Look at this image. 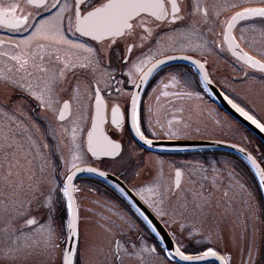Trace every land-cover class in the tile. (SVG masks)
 <instances>
[{"label":"snow or ice","instance_id":"snow-or-ice-1","mask_svg":"<svg viewBox=\"0 0 264 264\" xmlns=\"http://www.w3.org/2000/svg\"><path fill=\"white\" fill-rule=\"evenodd\" d=\"M28 6L36 9L35 12L24 13L19 3L0 4V29H6L10 34L22 33L20 41L14 45L10 41L0 40V46L9 45L13 49L20 51L11 55L9 59L15 62L17 71L24 70L28 76L32 73L27 72V68L31 63L41 75L38 77L39 91L35 90L37 86L29 83L27 86L19 81L12 80L11 77L0 74V79L27 91L37 101L39 106L46 111H55L54 105L58 103L60 93L66 89L60 86L64 84L69 72H75L77 68L92 69V74L95 76L97 70L103 65V71L100 75L106 77L107 81L114 79V76L108 69H113L111 63L104 64L105 46L110 51L121 40H126L134 36H138L139 44H126L124 52L119 56L121 67L128 65V71L124 74L128 77L127 83H135L137 89L153 76L162 65H166L168 61L183 59L189 60L191 64L198 70L194 75L191 69L187 72L181 70L172 71L167 79L168 83L163 84L164 88L169 86L186 88L191 87V79L189 76H198V83L202 84L207 90V87L212 83L208 73L205 70L204 63L198 60H192L190 56H168L165 55L163 46L165 38L171 42L174 37H188L189 42L184 48H191L193 51L206 48L210 41L204 35V29L211 23H219L221 30L216 35L218 40H212L211 44L215 49L223 52L226 50L231 53L237 61L243 62L249 68L256 69L264 74V62L255 59L253 56L245 52L240 47L241 43L245 42V28H240L239 38L235 35V31L239 22L245 21L254 24L257 20L264 25V0L261 6H242L232 0H210L209 3H201V0H194L192 4H188L185 0L184 6H181V0H26ZM226 9H238L232 11L225 19L220 20L222 12ZM20 12V15H17ZM212 31L211 28L207 29ZM255 31V28L252 29ZM264 35V27L260 29ZM163 34V35H161ZM195 37L199 43L194 42ZM87 38V39H83ZM89 40L95 42L101 47H94ZM33 41H43L37 43V51L31 50ZM152 41L160 46L155 49L149 48L151 55L143 54V49L148 47ZM22 45L28 48L23 50ZM168 47L172 51H176L171 44ZM134 48L141 52L140 56L133 59ZM47 52L49 60L45 63L44 54ZM63 52V55L61 53ZM83 52L86 55L83 60L76 53ZM53 54H55L53 56ZM164 55V59H152L155 55ZM0 55L8 56V53H0ZM38 57V62H37ZM77 62H74L73 58ZM138 74V79H137ZM247 76L248 73L245 72ZM117 83H124L118 81ZM96 87L93 89L95 103L94 111L91 116V129L87 132V152L92 157L105 156L119 158L122 156V144L116 139L110 138L106 134L101 125L106 118V105L101 96L99 80L95 81ZM89 87L92 82H89ZM60 89L58 92L57 89ZM67 90H71L73 96H76L81 90V84L77 82L75 85L68 84ZM117 92H121L118 88ZM155 91V89H154ZM127 95V93H121ZM164 95L169 93L164 92ZM173 95H188L190 92L173 93ZM199 96V93H197ZM228 103L246 120L255 125L261 132H264V123L258 120L254 115L245 111L243 107L235 103L227 96L224 97ZM140 97L139 93H131V108L125 112L121 111L119 104L113 103L111 106V123L116 129L122 130L126 117L130 120V130L144 144L151 145L152 141L147 139L144 132L141 130V121L139 115ZM70 107V100L64 99L63 106L59 109L57 120L63 124L66 119V114ZM45 136H51L53 141L57 140L56 129L49 126V130L44 133ZM175 135V133H173ZM72 139L74 147L76 139V127L72 128ZM15 147V142L8 133L0 132V151H3L5 158H8L9 150ZM53 159L50 161V177L51 182L45 184L43 181L35 182L29 185L30 198L27 199L25 205L24 200L20 198L19 189L14 187L9 180L11 171L4 177L5 186L12 189V197H7L5 200H0V211L5 214L15 213L17 218H25V224L44 236V244L50 251H55L60 247L58 236L63 233V223L59 226V233L56 226L57 206L66 207L67 215V231L71 238L76 239V244L64 249L60 264H74L73 256L80 254L79 248V231L77 228V217L74 215V199L72 192L79 191L73 187V178L76 173L88 172L96 174L100 177L107 175L104 171H99L97 168L87 167L81 168L76 161L79 156L73 154L72 161L65 160L64 156L60 155V165L69 166V171L60 175H66V179L62 182L60 175H57L58 165L55 163V156L61 151L60 142L55 145L45 144ZM243 152V149H239ZM253 169H256V175L259 177V187L264 189V172H261L257 161L251 156H247ZM14 165L10 164V168ZM176 184L179 186L180 171H176ZM241 187H243L241 185ZM119 192L125 198V203L128 206V212L131 215H121L124 227L119 233L112 235L108 242V246L97 247L95 244L89 245L85 252L95 251L97 256V264H126V260L135 261V264H153V258L163 256L166 264H171L172 259L178 257L183 262H200L208 257H215L220 261V264H228L224 256L220 255L213 247L206 246L202 241H197L200 247L206 248L201 251L200 248H193L195 255L186 254L189 251L185 240L191 241L194 238V232L190 230V226L179 224V237L176 232H171L167 239L159 230L158 226L153 222V219L137 205L134 198H131L125 189L119 188ZM143 198L144 189H138ZM152 192L154 196H158V191ZM144 203L149 209L153 210L157 217L164 221L166 227H172L177 222L163 211L160 205L163 200L145 199ZM168 217V218H166ZM184 232L188 235L185 237ZM151 241V243H149ZM169 244L171 246H169ZM182 249H184L182 251ZM8 249L5 251V257L8 256ZM250 261L252 252L249 251Z\"/></svg>","mask_w":264,"mask_h":264},{"label":"rangeland","instance_id":"rangeland-1","mask_svg":"<svg viewBox=\"0 0 264 264\" xmlns=\"http://www.w3.org/2000/svg\"><path fill=\"white\" fill-rule=\"evenodd\" d=\"M253 1L260 0H251L250 2ZM193 2L194 0H189V3ZM225 13H228V11H225ZM226 17L222 14L219 19L223 20ZM262 27L264 25L260 24L258 31L252 30L255 26L245 28V42L241 45L247 51L264 60V40L261 41L262 34L259 33ZM211 29L212 31H209L207 35L210 42L219 39L216 34L220 32L221 25L214 23V27ZM235 35L239 38L240 31L236 30ZM183 45L171 44L176 50H182ZM165 50H171L168 44ZM211 50L213 51L209 53L206 49L193 51L191 48H184L182 51H188L202 57L209 65L211 74L215 78H219L228 91L235 92V99L240 103H246L249 109L255 112L264 122V76L251 71L246 65L234 61L228 55L226 49L221 52L212 45ZM144 54L151 55L149 50ZM229 65L235 67V74L231 71L233 69ZM222 67L229 69L227 71L233 77L226 75L227 73ZM188 69L187 67L172 65L158 72L163 73V76L154 81V86H151L153 92H150L147 96L148 103L144 110V116H146L145 131L157 137H223L232 140L234 138L235 141L243 145L249 144V139H246L247 133L242 131L233 119L215 106L206 97L204 91H199L194 83L196 78H193V76H189V79H191L190 88L182 85L163 87L161 81L168 83L167 77L172 71L187 72ZM245 72L248 73L247 76ZM167 89L171 90V94L166 97L163 93ZM185 92H190L191 96L173 95V93ZM197 93H199V96H197ZM235 127L238 133L231 130ZM72 128L73 126L66 128L69 138H62L61 132L60 137L58 136L61 151L55 156V163L59 166L57 175H60L61 171L66 173L70 168V165H60L61 154L67 161H72L73 154L80 157L76 163L89 161L84 151L83 129L76 128L75 145L79 147H74ZM239 128L241 131H239ZM11 155L12 158L8 155L6 159L4 152L0 151V200L12 197V189L5 186L4 177L12 169L23 168L22 163L26 158L23 151L11 150ZM195 156L193 155V157ZM207 158L208 161L207 163L204 162L203 166L187 163L185 168L186 177L174 196L170 195L172 182L171 175L168 174L172 166L169 165V160L166 157H155L153 154L142 153L137 147L131 145L118 159L107 160L105 164L115 171H119L127 167V159L135 160L134 165L130 167L127 173L128 184L134 188L140 197L141 193L138 189H144L142 193L143 201L145 199L163 200L160 207L168 214V217L177 222L170 228L172 232L177 233L178 237L180 235L179 224L190 226V230L194 232V238L191 241L185 240L187 247H200L197 241H202L204 245H216L218 248L223 249L231 264H253L257 239L260 237V227L263 222L257 217L244 182L233 169L234 163L237 164L240 161L226 153H217ZM52 159L53 157L50 161ZM10 164L14 166L10 168ZM15 164L20 166L17 167ZM49 170V173L46 171L45 175L41 173L39 176L33 177L22 176L17 171L11 173L9 180L14 187L19 189L20 198L24 200L25 205L27 199L30 198L27 195L30 184L38 181H43L45 184L51 182L50 165ZM202 171L208 172H204V185L210 188L206 193H202V188L199 187V183L203 179V176L199 178ZM63 176L60 175V180ZM85 184L83 181H78L75 184V188L79 189L76 193H78L80 215V254L73 256V260L74 264H97L95 251L86 253L85 249L89 248L91 244L106 248L112 235L119 233L121 228L124 227L120 216L131 214L124 207L115 206L109 199L99 194L95 195L91 191L84 192ZM148 189L158 191L159 195L154 196ZM27 218H17L15 213L5 214L0 211V263L60 264L65 228L63 227V233L58 236L60 247L55 251H50L44 244V236L36 228H30L25 224ZM58 221L59 218L56 212V226L59 233ZM183 235L187 237L188 233L184 232ZM8 249L12 251L5 257L4 253ZM250 250L253 258L251 261L249 258ZM126 264H135V261L126 260ZM153 264H166L162 254L153 258ZM171 264L175 263L171 262Z\"/></svg>","mask_w":264,"mask_h":264},{"label":"flooded vegetation","instance_id":"flooded-vegetation-1","mask_svg":"<svg viewBox=\"0 0 264 264\" xmlns=\"http://www.w3.org/2000/svg\"><path fill=\"white\" fill-rule=\"evenodd\" d=\"M251 0H232V2H236L241 4L242 6H261L262 0L260 1H253ZM49 3H51V0H48ZM188 4L189 0H186ZM210 0H201V3H209ZM249 2V3H247ZM5 3H19L21 5V8L23 12L26 14L28 12H35L36 9L33 7H30L27 5L26 0H0V4ZM185 3V0H181V6L183 7ZM238 9H226L225 11H228V13H225V11L222 12L223 15L228 16L232 11H235ZM20 12H17V15H20ZM221 14V15H222ZM261 23L257 20L254 24L249 22H239L237 31H240V28H252L255 26V31H258V27ZM214 23H209L207 27L204 29V35H208L209 31L208 28H213ZM261 33V31L259 32ZM22 33H16V34H10L8 30L6 29H0V40L10 41L11 45H14L20 41V38L22 37ZM163 35V34H161ZM87 39V38H83ZM194 42L199 43L198 40H196L195 37L192 38ZM264 40V35H262V40ZM210 41V40H209ZM189 42L188 37L180 36L177 34L174 37V40L169 42L166 40L164 41V48L167 47V44L172 45H179L184 44L187 45ZM37 43H43V41H33L31 45L32 51H37L36 44ZM89 43H91L94 47H101L100 45H97L95 42H92L89 40ZM139 38L138 36H134L132 38H128L126 40H121L117 46H115L112 50H108L105 46V56H104V64L111 63L113 65V69H108L114 76V79L111 81H107L106 77L100 75V72H102L103 65H101V68L97 70V74L93 76L92 69H80L77 68L75 72H69L67 79L65 80L64 84H62L60 87L66 89V91L60 93V97L58 98V103L54 105L55 111H46L42 109L39 106V101H37L33 96H31L27 91L20 89L19 87H15L13 84L6 82L5 80L0 79V132L8 133L11 138L15 142V147L11 150L13 151H23L25 153L26 158L23 160L24 163H22L23 168H16L12 169L11 173L19 172L22 174V176L26 177H33V176H39L41 173L43 175L46 174V171L49 173V165H50V159L52 158L51 153L48 148H45L44 145L52 144L54 145L60 137V132L62 138H69V133L67 132L66 128L75 126L78 129H83L82 134V140L84 145V138L87 130L89 129L91 125V116L93 112V107L95 103L94 93L93 89L96 87L95 81L99 80V87L101 89V96L105 102L106 107V118L104 123L102 124L103 129L108 133V135L112 139H116L118 142L122 144V153H124L128 147L131 145H134L137 147L142 153H148L153 154L155 157H166L169 160V165L172 166V169L168 171V174L171 175V182H172V190L170 192L171 196H174L176 191L178 192L181 183L183 179L186 177V171L185 168L187 167V163H193L202 165L198 161H190L188 152H173L169 154H158L157 152H150L142 147H140L135 140L133 139L131 132H130V120L126 117L125 123L122 127V130L116 129L114 125L111 123V106L113 103L119 104L121 106V111L125 112L126 110L131 108V93L133 90V85L135 83H127L128 77L124 74L128 71V65H124L121 67V62L119 60V56L124 52L126 44H139ZM243 49L244 47L240 45ZM157 48L160 47L155 44V41H152L151 44L148 47H145L143 49V54L149 50V48ZM23 50L27 51L28 48L22 45ZM212 44L211 42L209 45L204 48L207 50V53L212 52L211 50ZM246 50V49H244ZM19 49H13L9 45L0 46V53H8V56L0 55V74L6 75L12 78V80L19 81L21 83H24L26 86L31 83L34 86H37L39 84L38 77H40V73L36 71L35 68L32 67L31 63L29 64L27 68V72L32 73L31 76H28L27 73L24 70L17 71L18 65L15 64L14 61L9 59L11 55H15L19 52ZM247 51V50H246ZM252 56L258 58L259 60L263 61L260 57L257 55L247 51ZM172 53H187L194 56L199 57V55H196L194 53L188 52V51H182V50H165V55L172 54ZM55 54H53L54 56ZM63 55V52L61 53ZM86 54L83 52L76 53V56H79L81 60H83V57ZM141 52L138 49L134 48V55L133 59H135L137 56H140ZM163 56V55H155L152 60ZM202 59V57H199ZM45 63L47 64L49 60V56L47 52L44 54ZM74 62H77L75 60V57L73 58ZM203 60V59H202ZM204 61V60H203ZM38 62V57H37ZM204 64L207 68V72L209 77L214 81L217 82L220 79L215 78L209 69V65L204 61ZM174 66H182L187 67V69H191L189 65L187 64H179ZM167 66L161 67L157 70V72L153 73V76L149 78V81L146 82L141 90L140 93V104H139V115H140V121H141V130L144 132L145 136L151 137L153 135H150V133L145 131V117L144 116V110L146 107L147 102V96L151 92H153L152 87L154 86L153 83L155 80H157L159 77L163 76V73H158ZM230 67V65H229ZM233 70H236L235 67L231 66ZM224 71H226V75L230 76L229 69H225L222 67ZM231 70L232 72H235ZM191 72L195 74V72L191 69ZM223 75H225L223 73ZM234 75V74H233ZM198 80V76H195ZM233 77V76H230ZM138 79V74H137ZM118 81H123L124 83H117ZM77 82L81 84V90L76 95L73 96V93L71 90H67L68 84L71 83L72 85H75ZM89 82H92V86L89 87ZM234 83V82H233ZM153 85V86H152ZM221 87H224L221 84H218ZM152 86V87H151ZM120 89L121 92H117L116 89ZM225 88V87H224ZM199 91H204V88L201 86H198ZM226 89V88H225ZM39 91V87L37 86L36 89ZM227 90V89H226ZM57 91L59 92L60 89L58 88ZM228 91V90H227ZM168 95L171 94V90H166ZM121 93H127V95H122ZM234 95L235 92H230ZM166 95V97L168 96ZM69 99L70 100V107L66 114V119L61 125V123L57 120V117L59 115V109L63 106V100ZM174 105V104H173ZM49 126L51 128L56 129L57 131V140L53 141L51 136H45L44 133L49 130ZM62 129V130H60ZM59 136V137H58ZM175 138H183L175 137ZM19 144V146H18ZM11 150H9V155L12 158ZM85 151V148H84ZM86 155L89 158V161H82L80 163H77V165L81 164H92L99 168L108 170L114 174H116L118 177H120L123 181H125L128 184L127 181V173L130 167H132L135 163V160L127 159L126 165L127 167L123 170L115 171L111 167L107 166L105 162L107 160H113L116 158H108V157H101V158H92L90 157L87 152L85 151ZM156 159V158H155ZM157 160V159H156ZM190 161V162H189ZM17 167L20 165L15 164ZM155 166V165H154ZM70 168L68 169V171ZM175 170L180 171V178H179V186L173 188V177ZM67 171V172H68ZM66 172V173H67ZM65 176V175H64ZM63 176V177H64ZM203 176L202 182L199 183V187L202 188V193H206L208 190H210L209 187H205L204 185V171L200 173V177ZM61 179V178H60ZM50 180V179H49ZM51 181V180H50ZM78 181H83L86 184L84 185V192H93V194H99L102 197L109 199L115 206H126L125 202L121 199L120 195L113 189L106 187L107 185L97 179L96 177L90 176V175H84L80 176L77 179H75L73 187L75 188V184ZM133 191L134 188L128 184ZM88 188V189H87ZM77 191H73L75 196V201L78 206V193ZM136 192V191H135ZM137 193V192H136ZM147 205V204H146ZM148 206V205H147ZM79 208V207H78ZM125 208V207H124ZM153 211V210H152ZM154 212V211H153ZM171 231V228H168ZM172 232V231H171ZM189 248V247H188ZM190 249V248H189ZM0 264H13L9 262H4Z\"/></svg>","mask_w":264,"mask_h":264},{"label":"water","instance_id":"water-1","mask_svg":"<svg viewBox=\"0 0 264 264\" xmlns=\"http://www.w3.org/2000/svg\"><path fill=\"white\" fill-rule=\"evenodd\" d=\"M228 53L231 55L230 52H228ZM168 56H177V57L190 56L192 58V60L200 61L199 59H197V58H195V57H193L191 55H188V54L179 53V54H170ZM158 59H164V56L159 57L156 60H158ZM152 62L154 63L155 60L152 61ZM171 62L188 63L189 65H191L195 69L196 72L198 71L191 64V62L189 60L177 59V60L168 61L167 63H171ZM205 70H206V68H205ZM143 85L144 84H142L139 89H137L136 85H134L132 93L138 91V93L140 94ZM207 91L209 92V94H210L211 98L214 100V102L224 112H226L229 116H231L233 119H235L241 125H243L247 130H249L252 134H254L264 144V132H261L255 125H253L250 121L246 120L243 116H241L238 112H236V110L233 109L232 106L228 103V101L224 98L226 95L213 82L207 87ZM93 111H94V107H93ZM91 125H92V122H91ZM91 125H90L89 129H91ZM101 127H102V125H101ZM130 128H131V126H130ZM102 129H103V127H102ZM103 131H104V129H103ZM87 132H86V135H85V148H86V151H87ZM130 132L132 134L133 139L140 146H142L143 148H145L147 150H152V151L153 150H156V151H175V150H192V149L214 148V149H221V150H225V151H229V152L235 153V154L239 155L240 157H242L250 165L251 169L253 170V172H254V174L256 176L258 184H259V177L256 175V169H253L251 164H250V162L247 160V156L248 155H251L254 159H255V157L250 152H248L246 149H244L243 147H241L240 145H238L236 143L228 142V141H224V140H217V139H177V138H150V137H146L147 139H150L152 141L151 145H147V144H144L143 141H140L137 137H135L134 133L131 130H130ZM239 149H243L244 151L241 152V151H239ZM98 157H105V156H98ZM98 157H96V158H98ZM109 158H112V157H109ZM257 164L260 166L258 161H257ZM78 166L81 167V168H87V167L97 168L95 166L88 165V164L78 165ZM97 169L99 171L106 172L107 175L105 177H100V176H98L96 174H93V173L79 172V173H76V175L74 176L73 182H74V180L76 178H78V177H80L82 175L89 174V175H93V176H96V177L104 180L108 184H110L113 187H115L117 190H118V187L125 189L126 192L129 194V196L131 198L135 199V201L137 202V205L139 207H141L142 210L146 211V213L153 219V222L158 226V228L161 231V233L167 239H171V237L169 236L168 231L166 230L164 225L161 223V221L146 207V205L137 197V195L118 176H116L115 174H113L111 172H108L106 170H103V169H100V168H97ZM259 170L261 172H263L261 166H260ZM70 171H75V169H71ZM176 171L177 170H175V172H174V179H173V187L174 188L177 186V184H176V175H175ZM64 179H66V176H65ZM260 191H261L263 202H264V189L260 188ZM72 195H73V192H72ZM73 199H74V215L77 217V221L76 222H77V226H78L77 207H76L74 195H73ZM67 220H68V218H67ZM74 245H75V238H71L69 236L68 231H67V226H66V234H65V241H64L63 250L64 249H68L70 246H74ZM169 246H171V245L169 244ZM63 250H62V253H63ZM186 254H188V253H186ZM192 255H195V254H192ZM61 257H62V254H61ZM173 260H175L176 262H178L180 264H204V263L220 264V261L218 259H216L215 257H208L206 260L200 261V262H183V261H180L178 257L174 258Z\"/></svg>","mask_w":264,"mask_h":264},{"label":"trees","instance_id":"trees-1","mask_svg":"<svg viewBox=\"0 0 264 264\" xmlns=\"http://www.w3.org/2000/svg\"><path fill=\"white\" fill-rule=\"evenodd\" d=\"M226 92H227V90H226ZM232 98H234V97L232 96ZM240 105L246 111H248L250 114L254 115L262 123H264L263 120L255 112L251 111L246 105L241 104V103H240ZM233 131L237 132V128H233ZM246 133L248 135V136H246V139L248 138L250 143L249 144L248 143L245 144L243 141H241V140L240 141L243 142L245 144L244 146L247 147L257 157V159L259 160V162L261 163V165H262V167L264 169V146L254 136H252L250 133H248L247 131H246ZM225 139L232 140L230 138H225ZM233 141H235L234 138H233ZM217 153L230 154L231 156H233L234 158H236L237 160L240 161V163H237L239 165L234 163L233 169H234V171L236 172V174L238 176L240 175V178L244 182L245 187L247 188V192L250 195L249 196L250 202H251V204L253 205V207H254V209L256 211L257 217L259 219H261V221L263 222V224L260 227V230H261L260 237L257 239V244H256V249H255V257H254V260H253V264H264V205H263V201H262V197H261V193H260L258 184H257L256 179L254 177V174L251 171V169L248 166V164L243 159H241L240 157L236 156L235 154H232V153H229V152H226V151L215 150V149H211V150H207L206 149V150L193 152V153L192 152H188V155H190V154L197 155V156H195L193 158V161H198L199 163L204 165L208 161V158H207L208 156H210V155L213 156V155H216ZM205 173H208V172H205ZM106 187H108V186H106ZM124 207H126V206H124ZM61 208H62V205H59L58 206V210H57L58 215H63L64 209L62 210ZM59 226H60V223H59ZM206 246L213 247L217 251H219V252L223 253L224 255H226V258H228L226 252L223 249L218 248V246H216V245L212 246V245H207V244H206ZM193 248H200V250L206 249L204 247H192L190 249L188 248L189 252H194V251L191 250Z\"/></svg>","mask_w":264,"mask_h":264}]
</instances>
